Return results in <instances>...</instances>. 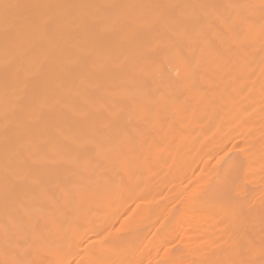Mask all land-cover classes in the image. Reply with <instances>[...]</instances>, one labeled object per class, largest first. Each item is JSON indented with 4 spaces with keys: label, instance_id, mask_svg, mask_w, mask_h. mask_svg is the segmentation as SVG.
Returning <instances> with one entry per match:
<instances>
[{
    "label": "bare ground",
    "instance_id": "6f19581e",
    "mask_svg": "<svg viewBox=\"0 0 264 264\" xmlns=\"http://www.w3.org/2000/svg\"><path fill=\"white\" fill-rule=\"evenodd\" d=\"M0 264H264V0H0Z\"/></svg>",
    "mask_w": 264,
    "mask_h": 264
}]
</instances>
